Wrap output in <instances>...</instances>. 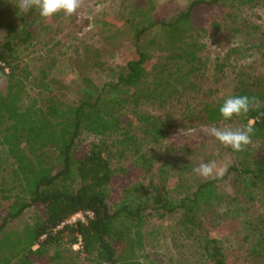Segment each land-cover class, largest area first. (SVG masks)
I'll return each instance as SVG.
<instances>
[{"label": "trees", "instance_id": "trees-1", "mask_svg": "<svg viewBox=\"0 0 264 264\" xmlns=\"http://www.w3.org/2000/svg\"><path fill=\"white\" fill-rule=\"evenodd\" d=\"M257 6L264 7V0H192L172 20L156 21L150 8L145 11L136 1L122 21L138 49L125 72L100 90L84 88L74 105L49 99L45 107L35 99L25 104L27 85L34 81L45 94L55 80L45 70L33 76L21 61L22 52L39 40L44 18L36 9L25 13L16 6L17 23L0 34V79L6 81L5 92H0V148L13 166L0 183V264H77L80 255L87 264H141L138 254L144 249L147 220L169 215L182 216V230L197 235L213 264H226L219 241L201 234V209L215 198L214 182L202 183L190 198L170 200L167 190L154 183L151 159L140 142L166 139L171 115L156 116L139 107L164 109L176 95L198 88L193 78L201 68L206 10L235 18L232 11ZM211 26L218 30L215 22ZM154 28L161 30L160 46L167 52L160 62L139 46ZM238 78L231 96L256 97L261 104L232 120L252 122V141L264 146V78L253 76L250 68ZM223 101L213 99L211 91L202 93L193 120L205 126L232 121L219 113ZM129 107L133 110L127 111ZM85 135L96 141L83 150L79 146ZM240 165L250 189L264 194V153ZM129 175L135 181L121 185L112 201L116 179ZM28 210L34 212L31 224L10 226ZM84 212L93 217L69 223ZM77 245L80 250L73 253Z\"/></svg>", "mask_w": 264, "mask_h": 264}, {"label": "rangeland", "instance_id": "rangeland-1", "mask_svg": "<svg viewBox=\"0 0 264 264\" xmlns=\"http://www.w3.org/2000/svg\"><path fill=\"white\" fill-rule=\"evenodd\" d=\"M139 1L144 10L156 21H170L184 11L192 0H83L77 14L65 17L62 13L43 19L41 34L36 45L22 52L21 61L28 71L37 76L47 71L55 80L52 91L40 94L36 83L27 85L25 104L35 99L45 107L52 99L63 105H74L86 87L96 90L116 82L124 73L129 60L137 56L138 49L130 28L122 24ZM16 0H0V34L7 25L17 23L14 17ZM211 15H217L209 19ZM216 10H206L203 23L207 33L198 53L201 68L193 78L196 90L176 95L164 109L140 105L139 111L165 117L170 114L171 126L166 139L154 142L141 141L142 151L151 159L153 181L163 186L169 199L178 202L192 197L197 187L206 181L214 182L215 198L202 205L201 234L216 239L223 248L226 264H264V194L250 189L248 179L240 173L242 160L252 161L264 153V146L253 142L243 151L234 152L206 135L201 125L193 120L202 93L211 91L213 99L224 100L231 96L241 71L250 68L253 76L264 78V7H245L232 11L235 18H221ZM216 23L218 30L212 27ZM162 32L151 29L140 43V49L160 62L167 52L160 46ZM6 81L0 79V92H5ZM133 110V107L126 109ZM240 128L245 126L240 118L216 125ZM138 138H145L135 133ZM146 140V139H145ZM96 141L83 137L80 148ZM215 160L226 168L222 179L197 176L193 168L200 163ZM0 183L2 177L13 169L5 149L0 148ZM135 181L134 175L117 178L112 201L119 187ZM34 212L28 210L10 226L20 229L31 224ZM181 215L164 219L152 217L144 228V249L139 252L141 264H213L203 251L197 235H188L180 225ZM197 234V233H196ZM72 249L73 253L78 252ZM77 264H87L80 255Z\"/></svg>", "mask_w": 264, "mask_h": 264}, {"label": "clouds", "instance_id": "clouds-1", "mask_svg": "<svg viewBox=\"0 0 264 264\" xmlns=\"http://www.w3.org/2000/svg\"><path fill=\"white\" fill-rule=\"evenodd\" d=\"M83 0H16L15 5L22 12H29L36 9L39 15L44 19H50L55 15L63 14L65 17H71L77 14L81 8ZM261 101L256 97H248L245 95L228 96L224 99L219 107V113L223 120L229 121L233 117L246 115L250 110L259 107ZM206 135L215 138L225 147H230L234 152H240L246 146L252 143V135L254 127L252 122L240 128L217 127L210 125L201 129ZM226 172V168L218 166L215 160L200 163L193 168V173L197 176L208 179H222Z\"/></svg>", "mask_w": 264, "mask_h": 264}, {"label": "built area", "instance_id": "built-area-1", "mask_svg": "<svg viewBox=\"0 0 264 264\" xmlns=\"http://www.w3.org/2000/svg\"><path fill=\"white\" fill-rule=\"evenodd\" d=\"M92 217L93 214L91 212L78 213L70 219L69 223H76V222L86 223V221L88 219H91ZM79 245L75 246L74 248L80 250Z\"/></svg>", "mask_w": 264, "mask_h": 264}]
</instances>
